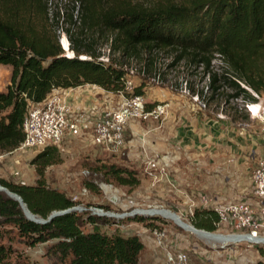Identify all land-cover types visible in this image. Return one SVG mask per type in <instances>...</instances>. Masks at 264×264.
Here are the masks:
<instances>
[{
	"label": "trees",
	"instance_id": "1",
	"mask_svg": "<svg viewBox=\"0 0 264 264\" xmlns=\"http://www.w3.org/2000/svg\"><path fill=\"white\" fill-rule=\"evenodd\" d=\"M47 1L0 0V64L11 68L9 82L0 91V154L21 144L29 107L42 103L53 90L90 83L111 92L123 91L126 60L141 49L168 51L171 67L183 62L187 68H202V77H208L207 92L186 82L190 95L204 97L207 108L216 100L257 101L251 90L264 94V0H80L83 26L115 33L110 38L108 60L95 49V40L83 43L69 29L74 56L66 55L56 33V25L66 17L60 12L50 14ZM67 18L72 24L77 21L73 13ZM116 52L119 58L114 57ZM217 57L224 64L220 72L214 68ZM145 85H136L134 93L145 94ZM60 161L59 146H47L31 159L38 174L35 183L0 178V184L18 193L32 213L47 219L54 211L77 204L46 181L47 167ZM96 169L120 185L133 188L140 183L128 166L112 163ZM189 217L196 228H218L215 208H195ZM131 218L149 228L159 219ZM100 219L117 222L71 210L39 223L26 217L18 200L0 190V227L9 225L29 246L54 241L47 253L66 264H140L145 249L141 236L122 229L104 231ZM84 223L91 225L89 231L84 230ZM258 249L263 254L264 248ZM12 252L11 246L0 243V264H8Z\"/></svg>",
	"mask_w": 264,
	"mask_h": 264
},
{
	"label": "crops",
	"instance_id": "2",
	"mask_svg": "<svg viewBox=\"0 0 264 264\" xmlns=\"http://www.w3.org/2000/svg\"><path fill=\"white\" fill-rule=\"evenodd\" d=\"M63 91L72 105V117L85 122L87 130L103 104L118 105L120 102L118 92L96 84L87 83ZM145 96L152 102L169 101V115L160 124L133 122L126 128L123 152L113 154L128 162L137 173L140 183L132 188L131 194L141 201L140 204L188 217L192 202L194 209L215 208L242 199L259 208L252 180L254 169L264 157L262 123L258 116L234 101L226 105L214 103L206 110L185 94L170 90L161 95L154 89L146 91ZM253 103H260L264 111V95ZM88 115L91 118L86 120ZM72 139L77 140L75 145L95 146L88 136L76 137L68 133L62 149ZM130 220L120 226L129 225L131 228L126 231L141 236L147 264H165V261L168 264L164 249L156 244L149 227ZM166 227L169 248L179 250L187 246V242L175 241L173 235L178 238L179 234ZM222 227L224 232L230 230ZM262 257L260 249L249 245L230 246L224 250L204 249L201 260L207 264H260ZM142 261L141 255L140 264Z\"/></svg>",
	"mask_w": 264,
	"mask_h": 264
},
{
	"label": "rangeland",
	"instance_id": "3",
	"mask_svg": "<svg viewBox=\"0 0 264 264\" xmlns=\"http://www.w3.org/2000/svg\"><path fill=\"white\" fill-rule=\"evenodd\" d=\"M140 1L152 2L156 0ZM47 4L50 14L55 15V13L60 12L61 17H66L64 21L62 20L59 25H56V33L59 36L61 46L65 48L66 55L67 53L70 54L69 51H71L70 40L68 39L66 31L69 29L72 36L81 39L83 43H90V41L95 40V49L102 53L103 60H108L109 53L111 52L109 49L111 42L110 38L114 36L115 33L111 31H104L101 33L100 27L91 28L83 26L82 19H80L82 13V2L80 0H48ZM71 13L74 14V19H77L75 24L68 21L67 17L70 16ZM169 54L168 51H148L141 49L136 56L126 60L127 64L125 68L128 70V74L136 85H140L143 82L146 83L144 90L148 91V93L153 92L155 89L156 92L163 95L164 92L170 90L176 94L183 93L186 97L192 98L190 94L183 92L182 88L186 80L189 83H193L197 89L205 88L206 90L208 77H202V68H187L183 62L171 67L170 63L172 62V56ZM85 56L86 55H80V57ZM114 57L119 58L120 53L116 52ZM213 63L215 70L220 72V67L224 66L221 59L217 57L214 59ZM10 73V66L0 64V91L4 90L8 84ZM226 90L227 92L232 91V89L229 88ZM263 95L264 94L259 95L260 98H258V100L262 99ZM217 101L218 100L212 104L218 103ZM244 104L242 103L240 106L246 108ZM224 105L226 104L224 103ZM204 109L207 110V106ZM76 142V139H72V142L65 144V149H62L64 140L58 145L61 151L62 161L47 167L45 178L48 185L65 191L77 201L75 206L79 204L82 206L95 205L104 207L105 210L111 209L122 212L132 209L129 203V200L132 199L136 206L151 209V206L144 203L140 204L141 201L134 198V195L131 194V187L110 181L103 171L96 169L97 166H105L106 164L112 163L131 168L128 162L112 153L104 151L99 146L75 145ZM73 145L75 146L73 147ZM37 153H39L37 150H17L13 153L4 152V158L0 163V178L20 181L27 184L35 183L38 174L35 166L31 163V159L34 158ZM79 212L92 215L88 211ZM142 216L151 217V215ZM168 216H170L166 218L169 224L168 226L179 234L178 238L173 235L175 241L187 242V246L182 247V249L191 256L190 260L194 262V264H207L201 260L202 251L204 249L224 250L230 246H249L246 243L238 245L224 244V242H220L222 240L216 241L217 239L215 238L203 236V234L193 229L184 227L173 216ZM179 216L184 222L193 225L188 216ZM130 219L132 218H124L121 221L128 224L131 222ZM99 221L101 222V229L107 232H113L116 229L130 230L131 228L129 225L125 228L123 226L117 227V222L114 223L112 220L105 221L104 219H100ZM83 227L85 231L91 229L89 223H84ZM218 228V230L212 232L224 233V231H222L224 227L219 226ZM0 232H4L5 234L0 236V243L11 246L13 249L8 264H66L47 253L48 246L54 241L40 243L36 246H29L16 235L15 230L9 225L0 227ZM146 253L147 252L144 251L142 254V264H147ZM165 264H167L166 261Z\"/></svg>",
	"mask_w": 264,
	"mask_h": 264
},
{
	"label": "built area",
	"instance_id": "4",
	"mask_svg": "<svg viewBox=\"0 0 264 264\" xmlns=\"http://www.w3.org/2000/svg\"><path fill=\"white\" fill-rule=\"evenodd\" d=\"M67 55L69 56L68 53ZM124 82V90L118 92L120 94L118 105L103 104L99 108L90 130L86 129L85 122L72 117L74 111L63 89L53 90L42 103L31 104L22 124L25 138L17 148L9 152L13 153L17 150H37L40 152L47 146L60 145L66 135L70 133L76 137L88 136L94 145L101 147L104 151L121 154L126 146L125 131L129 125L135 121L160 124L170 112L169 101L152 102L145 94H135L136 84L129 74L125 76ZM182 89L183 92L190 94L186 81ZM207 90L208 86H206L205 91L207 92ZM251 92L254 96L260 98L257 92L253 90ZM191 96L201 108L207 106L204 97H200L198 94ZM244 105L253 115L260 118L264 141V111L261 109V104L247 101ZM90 118L91 115H88L86 120ZM3 158L4 153H1L0 163ZM252 180L259 208L242 199L215 207L219 216L218 227L227 226L230 230L226 233L211 232L212 235L223 237L224 240L220 242H224V244L238 245L246 243L256 248H264V157L260 159L254 169ZM201 197L204 201H207L206 196L202 195ZM129 203L132 209L122 212L111 209L105 210L104 207L95 205L82 206L79 204L74 207L78 211H88L94 215L114 218L117 222L124 218L139 215L159 217L156 221L157 225L149 228V230L153 234L156 244L164 249L168 264H194L185 250H173L167 246L168 232L166 226L169 224L166 218L170 216L157 211L148 214L147 211L154 208L146 209L136 206L132 199L129 200ZM191 205L189 208L190 215L194 212L193 206L195 203L192 202ZM155 210L168 211L160 208ZM212 235L203 234V236L214 238ZM261 262L264 264V252Z\"/></svg>",
	"mask_w": 264,
	"mask_h": 264
},
{
	"label": "water",
	"instance_id": "5",
	"mask_svg": "<svg viewBox=\"0 0 264 264\" xmlns=\"http://www.w3.org/2000/svg\"><path fill=\"white\" fill-rule=\"evenodd\" d=\"M63 48H64V46H63ZM71 51L74 54V51L72 49H71ZM81 58H83V57H81ZM0 190L1 191H4L10 197L15 198L16 200H18L20 202L23 210H24V213H25L26 217L29 218V219H31V220H33V221L39 222V223H45L48 220H50L52 217H54L55 215L62 214V213H65V212H68V211H71V210H75L76 209L75 207H71V208H68V209H65V210L54 211L46 219V218L39 217V216L35 215L34 213H32L29 210V208L27 207V205L24 203L23 199L21 198V196L18 193L11 191L9 188H7L6 186H4L2 184H0ZM167 212L173 213L175 216H178L180 218V216L177 213H175V212H171L170 210H168ZM148 214H149V212H148ZM191 226H192L193 230L196 231V232H198V233L206 234V235H212V232L209 231V230L199 229V228L194 227L193 225H191Z\"/></svg>",
	"mask_w": 264,
	"mask_h": 264
},
{
	"label": "bare ground",
	"instance_id": "6",
	"mask_svg": "<svg viewBox=\"0 0 264 264\" xmlns=\"http://www.w3.org/2000/svg\"><path fill=\"white\" fill-rule=\"evenodd\" d=\"M70 52V54H69V56H74V54H73V52L72 51H69ZM162 212V213H164L165 215H171V216H173L181 225H183L184 227H186V228H188V229H193L192 228V226L190 225V224H188V223H186V222H184L181 218H179L178 216H175L173 213H169V212H165V211H158V210H155V209H153V210H149V211H147V212H149V213H154V212ZM215 239H217V240H224V238L223 237H221V236H216V235H212Z\"/></svg>",
	"mask_w": 264,
	"mask_h": 264
}]
</instances>
